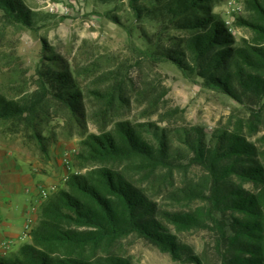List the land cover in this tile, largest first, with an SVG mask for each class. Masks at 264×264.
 <instances>
[{
	"label": "trees",
	"instance_id": "obj_1",
	"mask_svg": "<svg viewBox=\"0 0 264 264\" xmlns=\"http://www.w3.org/2000/svg\"><path fill=\"white\" fill-rule=\"evenodd\" d=\"M139 1L130 0L138 18L144 12L187 34L176 39L171 49L160 48L145 36L148 47L137 50L143 58L170 62L187 80H200L203 88L239 104L264 107V0H247L250 14L237 21L254 34L253 44L236 43L223 22L211 14L214 0H145L153 4L150 10L138 5ZM0 13L11 24L38 29L37 14L22 0H0ZM105 17L120 25L111 13ZM38 83V90L25 101L0 92V123L8 125L10 133L23 127L25 136L47 155L42 125L47 121L50 95L67 113L69 124L83 131L77 159L98 166L71 174L66 189L41 201L30 243L11 257L0 258V264H133L109 252L115 241L129 235L142 238L173 260L202 264L162 221L190 230L204 225L199 215L159 211L135 180L136 174L148 179L163 170L171 175L187 163L206 174L208 187L201 196L208 204L206 217L216 232L222 264H264V165L255 143L240 131L217 130L207 139L199 127L167 131L151 123L117 122L112 131L88 134L82 93L70 72L48 68L39 72ZM22 89V85L14 88ZM96 95L106 97L100 92ZM171 138L185 147L186 164L180 162ZM187 193L191 199L199 195L194 189Z\"/></svg>",
	"mask_w": 264,
	"mask_h": 264
},
{
	"label": "rangeland",
	"instance_id": "obj_2",
	"mask_svg": "<svg viewBox=\"0 0 264 264\" xmlns=\"http://www.w3.org/2000/svg\"><path fill=\"white\" fill-rule=\"evenodd\" d=\"M246 1L214 0L209 9L238 44L254 43V34L237 23L250 14ZM22 2L37 14V30L11 24L0 13V92L7 98L29 100L38 90L40 71L66 68L82 93L88 134L112 131L117 122L151 123L167 131L199 127L207 139L217 130L240 131L260 148V161L264 165V107L239 104L203 88L200 80H187L172 63H152L137 52L148 47L145 36L160 48L171 49L175 48L176 39L187 35L185 32L166 26L160 18L144 12L138 18L130 0ZM138 5L154 8L145 0ZM106 13L116 16L120 25L105 17ZM10 55L13 57L9 59ZM21 85V91L14 90ZM46 105L48 115L42 135L47 155L25 136L23 127L17 133H10L9 126L3 123H0V151L25 165L36 166L42 175L55 178L53 183L41 187L55 186L58 192L66 189L71 174L86 173L98 164L77 159L83 131L69 124L67 113L50 95ZM171 144L180 153V162L186 164L185 147L172 138ZM135 180L159 211L199 215L204 225L190 230H178L162 221L180 243L192 248L202 264H222L216 232L206 217L208 204L201 196L208 187L202 168L187 163L174 169L171 175L163 170L148 179L136 174ZM244 187L254 188L248 184ZM188 189L196 190L199 195L194 199L187 197ZM18 225L23 227L24 218L19 219ZM109 252L133 264H190L173 260L136 235L115 241Z\"/></svg>",
	"mask_w": 264,
	"mask_h": 264
},
{
	"label": "crops",
	"instance_id": "obj_3",
	"mask_svg": "<svg viewBox=\"0 0 264 264\" xmlns=\"http://www.w3.org/2000/svg\"><path fill=\"white\" fill-rule=\"evenodd\" d=\"M53 181L55 178L40 174L36 166L25 165L0 151V258H9L30 243L29 231L38 219L42 201L40 188ZM20 218H24L22 228L18 225Z\"/></svg>",
	"mask_w": 264,
	"mask_h": 264
},
{
	"label": "built area",
	"instance_id": "obj_4",
	"mask_svg": "<svg viewBox=\"0 0 264 264\" xmlns=\"http://www.w3.org/2000/svg\"><path fill=\"white\" fill-rule=\"evenodd\" d=\"M63 161L67 163L66 159H64ZM55 191H56V187L55 186H49L48 188L41 187L40 188V197H41V199H46V198H48V196L50 194L54 193ZM25 229L29 230V226H26Z\"/></svg>",
	"mask_w": 264,
	"mask_h": 264
}]
</instances>
